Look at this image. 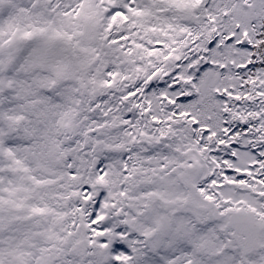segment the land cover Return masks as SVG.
I'll return each instance as SVG.
<instances>
[{
    "label": "snow or ice",
    "instance_id": "1",
    "mask_svg": "<svg viewBox=\"0 0 264 264\" xmlns=\"http://www.w3.org/2000/svg\"><path fill=\"white\" fill-rule=\"evenodd\" d=\"M0 264H264V0H0Z\"/></svg>",
    "mask_w": 264,
    "mask_h": 264
}]
</instances>
